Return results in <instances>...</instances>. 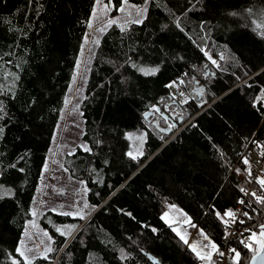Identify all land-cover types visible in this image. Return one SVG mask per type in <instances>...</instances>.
<instances>
[{
    "label": "trees",
    "instance_id": "obj_1",
    "mask_svg": "<svg viewBox=\"0 0 264 264\" xmlns=\"http://www.w3.org/2000/svg\"><path fill=\"white\" fill-rule=\"evenodd\" d=\"M107 1L115 15L123 0ZM125 1L147 3L145 17L101 36L79 105L87 150L63 159L98 210L80 228L86 219L42 214L53 251L31 264H200L163 214L175 206L223 248L224 214L250 176L245 157L264 139V30L252 23L264 22V0ZM95 3L0 0V264L26 262L17 248ZM172 82L185 103H173ZM140 132L132 160L128 135ZM250 199L247 223L259 233L264 203ZM233 246L248 264L254 253Z\"/></svg>",
    "mask_w": 264,
    "mask_h": 264
},
{
    "label": "rangeland",
    "instance_id": "obj_2",
    "mask_svg": "<svg viewBox=\"0 0 264 264\" xmlns=\"http://www.w3.org/2000/svg\"><path fill=\"white\" fill-rule=\"evenodd\" d=\"M147 6L148 4L146 3L137 7V5L130 4L123 0L119 7L120 9L123 8V11L118 9L115 15H112L113 9H111L112 4L110 2L107 0H96L90 17L84 47L80 54L79 61L77 62L76 75L67 94L65 107L61 114L62 116L54 131L52 143L42 168L40 181L31 208L30 219L25 226L17 248L18 254L20 252L24 253L23 256L19 254L24 261L31 262L36 258H44L53 251L52 237L39 223V218L42 214L52 212L64 215L63 213L67 212L70 213V215L67 216L80 219L81 221L85 220L94 211L87 201V188L82 181L74 180L69 176L68 172L63 167V159L65 155L72 154L77 148L87 149V146L82 140L84 126L79 105L84 97L90 64L101 36L110 24L124 27L130 23H137V21L141 22L145 17ZM112 21L115 22L112 23ZM206 56L211 65L216 67V65L212 64L211 60H217L213 58L210 60V56ZM219 57L221 59L224 58L223 54H220ZM174 84L175 83H171L167 86L170 95L174 99L173 103H185L188 96L181 93L178 84ZM194 84H196V88L200 90L199 94H201L203 92L202 87L198 86L197 83ZM170 85L172 86L170 87ZM164 116L165 115L162 114L163 119L166 118V116ZM170 125H172L171 128L169 127ZM161 126L166 128V133L168 131L171 133L176 123L173 125L167 122L166 124L162 123ZM128 138L132 152L135 155H140V153L143 152L142 148L145 140L144 133H130ZM85 204H87V207L84 206ZM81 215L83 219L80 218ZM162 219L172 230L176 229L181 235L185 236L188 241L186 245L190 249V246L195 244L197 245V251H200L201 254L211 252V258L213 253L215 254L218 252L217 246L216 250L211 248L209 241H211L212 244L214 243L210 237L200 230L199 227L191 224L189 216L175 206L168 207ZM177 231H174V234L180 238V235H177ZM201 233H203V235ZM205 236L207 240L204 238ZM48 249H51V251H48ZM193 253L200 260V264H212L211 260H202L197 256L196 252ZM225 264H236L234 254H230L226 257Z\"/></svg>",
    "mask_w": 264,
    "mask_h": 264
},
{
    "label": "built area",
    "instance_id": "obj_3",
    "mask_svg": "<svg viewBox=\"0 0 264 264\" xmlns=\"http://www.w3.org/2000/svg\"><path fill=\"white\" fill-rule=\"evenodd\" d=\"M257 146L256 149L249 151L245 157V160L248 161L250 172L248 183L244 185V191H242L241 196L238 198L237 206L233 210L234 218L225 216L222 220L227 233L226 245L215 254L213 253L212 264H225L226 257L234 254L232 249H234L235 240H238V246L240 245L243 249L248 248L241 241L252 243L249 237L253 230L251 225H248L247 215H244V213H247L246 210L250 204V198L253 196L252 193L256 194L253 196L254 199L264 194V188L257 182L259 179L264 178V139ZM239 178L243 180L241 175H239ZM239 201H244V203ZM240 221H243V223ZM219 253H224V255L221 256Z\"/></svg>",
    "mask_w": 264,
    "mask_h": 264
},
{
    "label": "snow or ice",
    "instance_id": "obj_4",
    "mask_svg": "<svg viewBox=\"0 0 264 264\" xmlns=\"http://www.w3.org/2000/svg\"><path fill=\"white\" fill-rule=\"evenodd\" d=\"M120 11H123V8L120 9ZM251 11V10H249ZM115 21H112V23H114ZM137 23H139V21H137ZM252 23L255 25L256 29H261L264 30V22H257L256 20H253ZM179 26V25H177ZM121 30L123 31L124 28L122 27ZM262 36H264V31H262ZM209 59L211 60V57H209ZM212 64L216 65L217 67H219V65L217 64V61L215 60H211ZM141 71L145 72L146 75H151V74H155V72L157 71V69H151V70H145V69H141ZM172 85H170L171 87ZM170 128L172 127V125L169 126ZM3 130L0 129V132H2ZM87 150V149H85ZM142 155V152L140 153ZM130 156V158L132 160H136L137 156L134 155L133 153H129L128 154ZM245 164H248V161L245 160L244 161ZM12 167H14V165H12ZM250 174V172H249ZM262 188H264V178H261L257 181ZM241 191H244V189H241ZM247 194V193H246ZM253 196H255V193H252ZM257 199L259 200V202L264 203V196L261 197H257ZM240 203H244V201H239ZM85 207H87V204L84 205ZM64 215H70V213H63ZM218 216H220V213H217ZM227 217H232L234 218L235 214L229 210L228 212H226L224 214ZM244 215H247V213H244ZM81 219H83V216L81 215L80 217ZM241 223H243V221H240ZM57 231H60L59 229H57ZM173 231H177L176 229H173ZM247 231V230H246ZM65 233L61 232V235H64ZM203 235V233H201ZM47 235V234H45ZM177 235H180L181 240L184 241L185 244L188 243L187 239L185 238V236L181 235L178 231H177ZM257 237H259L257 239ZM207 240V237H204ZM249 239L252 241V243H247L245 241H241V243L245 244V247L248 248V250L253 254L252 256V260H251V264H257V261H259V264H264V225H261V231L259 233L256 232H252L251 236L249 237ZM209 244L211 245V248L213 250H216V245L212 244L211 241H209ZM191 250L193 252H196L197 256L202 259V260H211V252H208L206 254H201L200 251H197V245L193 244L190 246ZM19 251V250H18ZM48 251H51V249H48ZM233 253H234V260L236 261V264H238L239 262V258H240V253L237 252L235 249H232ZM21 256L24 255L23 252L19 253ZM221 256L224 255V253H219ZM12 264H18V262L16 260H13ZM25 264H31L30 261H26Z\"/></svg>",
    "mask_w": 264,
    "mask_h": 264
},
{
    "label": "water",
    "instance_id": "obj_5",
    "mask_svg": "<svg viewBox=\"0 0 264 264\" xmlns=\"http://www.w3.org/2000/svg\"><path fill=\"white\" fill-rule=\"evenodd\" d=\"M167 134H170V131H168ZM97 210H98V209H97ZM97 210H96V211H97ZM96 211H94L93 214H94ZM93 214H92V215H93ZM92 215H91V216H92ZM91 216H90V217H91ZM90 217H89V218H90ZM86 221H87V219H86L83 223H81V225L79 226V228H80V227H81ZM79 228H78V229H79ZM78 229H77V230H78ZM260 231H261V230H260ZM251 260H252V258L249 260L248 264H251ZM156 262H157V261H156ZM156 262H155V263H156ZM257 264H259V261H257Z\"/></svg>",
    "mask_w": 264,
    "mask_h": 264
}]
</instances>
